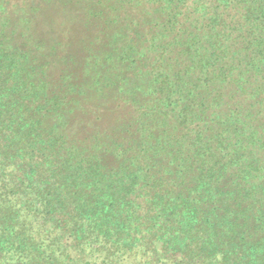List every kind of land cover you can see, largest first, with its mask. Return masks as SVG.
Listing matches in <instances>:
<instances>
[{"label":"trees","instance_id":"1","mask_svg":"<svg viewBox=\"0 0 264 264\" xmlns=\"http://www.w3.org/2000/svg\"><path fill=\"white\" fill-rule=\"evenodd\" d=\"M44 2L0 0V264H264V0Z\"/></svg>","mask_w":264,"mask_h":264},{"label":"rangeland","instance_id":"2","mask_svg":"<svg viewBox=\"0 0 264 264\" xmlns=\"http://www.w3.org/2000/svg\"><path fill=\"white\" fill-rule=\"evenodd\" d=\"M25 7L21 10V16L23 15V13L26 12L25 15V19L28 18L27 13L30 12L31 10L35 11V9H39V12L37 15H49L51 13H47L48 10H50V8L46 5V3L44 2V0H25ZM23 18V16H22ZM39 28L38 29H42L41 25H38Z\"/></svg>","mask_w":264,"mask_h":264}]
</instances>
